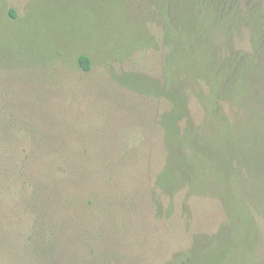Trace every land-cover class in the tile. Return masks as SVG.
Segmentation results:
<instances>
[{"label": "rangeland", "instance_id": "rangeland-1", "mask_svg": "<svg viewBox=\"0 0 264 264\" xmlns=\"http://www.w3.org/2000/svg\"><path fill=\"white\" fill-rule=\"evenodd\" d=\"M156 26L98 0H0V264H167L225 222L203 194L184 213V191L156 214L165 149L153 100L131 84L160 77Z\"/></svg>", "mask_w": 264, "mask_h": 264}, {"label": "trees", "instance_id": "trees-1", "mask_svg": "<svg viewBox=\"0 0 264 264\" xmlns=\"http://www.w3.org/2000/svg\"><path fill=\"white\" fill-rule=\"evenodd\" d=\"M98 3L124 21L127 8L139 7L159 29L149 39L161 54L159 79L131 83L153 100L165 149L154 175L157 216L171 217L181 191L184 213L202 194L225 212L216 233H194L167 264H222L235 253L244 259L237 264H264L256 221L257 209L264 216V0ZM78 64L89 70L91 60L80 54Z\"/></svg>", "mask_w": 264, "mask_h": 264}]
</instances>
